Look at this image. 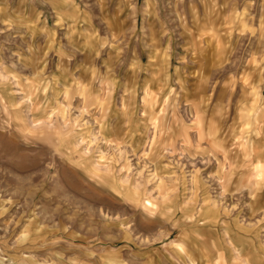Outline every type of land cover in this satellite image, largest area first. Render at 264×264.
<instances>
[{
	"label": "rangeland",
	"instance_id": "obj_1",
	"mask_svg": "<svg viewBox=\"0 0 264 264\" xmlns=\"http://www.w3.org/2000/svg\"><path fill=\"white\" fill-rule=\"evenodd\" d=\"M0 264H264V0H0Z\"/></svg>",
	"mask_w": 264,
	"mask_h": 264
}]
</instances>
